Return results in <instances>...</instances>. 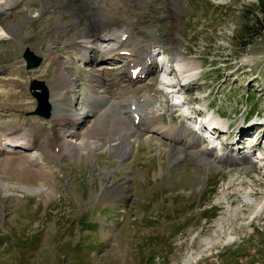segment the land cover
<instances>
[{
  "label": "rangeland",
  "instance_id": "obj_1",
  "mask_svg": "<svg viewBox=\"0 0 264 264\" xmlns=\"http://www.w3.org/2000/svg\"><path fill=\"white\" fill-rule=\"evenodd\" d=\"M119 1L144 33L154 63L155 55L165 61L176 53L181 68H192L198 76L173 91L174 86L158 80H175L176 75L159 78L156 62L149 77L141 74L135 80L144 81H131L138 86L137 97H149L150 105H133L159 109L164 123L174 110L195 112L205 106L206 120L223 127L221 135H212L223 146L220 152L248 159L249 164L203 169L189 152L173 159V143L147 129L137 130L126 155L112 151L103 139L101 148L92 139H81V158L66 154L53 161L43 143L64 134L66 119L86 112L93 96L105 98L102 110L117 106L118 114L132 121L133 106L111 98L106 84L128 79L123 74L127 62L107 60L106 66L116 63L119 68L102 72L98 59L84 64L71 58L75 55L59 36L56 21L69 24L73 32L84 29L92 17L86 10L92 2L49 0L42 5L41 0H21L0 15V134L20 130L21 125L34 128H27L31 139L32 131H44L36 140L40 150L7 153L14 145L8 147L3 140L0 264H264V0H140L141 6L134 0H112L111 10ZM11 24H17L16 30L6 34L5 26ZM26 49L40 59L36 68H27L22 57ZM97 51L89 56L98 57ZM54 55L56 60L51 59ZM57 61L73 82L68 98L77 104H64L68 116L54 125L53 114L62 108L51 106V118L33 114L38 108L33 91L41 90L30 86L42 82L51 103ZM123 82L127 88L118 85L120 90L136 100L135 89H127L137 87ZM144 83L148 91L141 88ZM165 91L173 92L168 97ZM93 117L77 126L78 132H85ZM187 117L173 121L186 126L188 138H181L205 146L193 131L197 118ZM250 118L256 123L241 130L240 138L236 130ZM9 122L19 125L11 128ZM209 152L220 154L214 148ZM24 156L28 163L22 168Z\"/></svg>",
  "mask_w": 264,
  "mask_h": 264
},
{
  "label": "bare ground",
  "instance_id": "obj_2",
  "mask_svg": "<svg viewBox=\"0 0 264 264\" xmlns=\"http://www.w3.org/2000/svg\"><path fill=\"white\" fill-rule=\"evenodd\" d=\"M41 1H42V5H47L49 3V0H41ZM79 1L81 3L82 0H79ZM85 1L86 0H83V3L92 2L94 6L93 5L89 6L86 9L88 12H90L92 17L90 18L88 25L86 24L87 26H85L84 29H80L79 31L73 32V30L69 27L70 26L69 24L61 22L59 19H57L56 21L55 28L58 29L59 36L64 38L63 42L65 41L66 45L70 46L71 54L77 57L75 58V56H71V58L78 59V61L83 62L84 64L98 59L101 61V63L103 62L101 65H99V61L97 63L98 69L100 71L103 68L102 72H106L108 70L110 71L116 70L119 68L116 63H108V65L106 66L105 63L107 62V60L114 61L116 60V58L119 57L120 59L122 58V61L127 62V67H125L126 69L123 71V74L124 76H127L128 79H126L125 77L119 82H114L111 84L106 83V84H108L107 87L112 89L110 91L111 98L120 97L122 101H127L129 102V105L133 106L131 108L130 113L133 114L131 118H132V121L134 120L132 123L134 127H132L131 125L132 121L127 119V115L123 117L119 115L120 113L118 114L117 112L118 110L116 109L117 106L115 107L114 105H111L109 109L106 108L102 110L100 104L101 102H103L105 98L103 96L102 97L93 96L92 101H90L89 103L90 106L86 112L82 113L85 110L84 109L81 112L80 117L77 116L78 118L76 119H72V118L66 119L65 123H67V126L65 127L66 128L68 127V128H67V131L64 129V134L62 133L61 135H57V137L55 136L56 139H54L53 142L52 140H49V141L46 140L45 144L43 143V145L47 148L46 152L50 154V158H52L53 161H56L57 159L62 158L66 154H70L75 159L81 158L82 154L84 153L83 147L81 148L80 146L81 139L85 143L88 142L90 139H92V141L95 142V144L99 145L98 148H101V146L103 145V143L100 142L103 139L104 143H106L105 145H109L112 151L116 152L118 155H121V156L126 155L132 149L131 147L132 145L130 143L131 138L135 137L137 130L142 131V130L147 129L148 134L151 133V134L162 135L163 138L173 143L172 144V148L174 150V154L172 155V157H174L173 159L179 158L178 156L180 154L189 152L191 155L197 158L199 164L202 166L203 169L205 167H208V168L216 167L221 163L234 165L236 167L240 166L241 164H249L248 159L246 161L242 159L240 156L235 157L233 156V154L229 155V154H225V152L221 153V155L219 154L218 156H211L209 154L210 152L208 148L201 146V145H197L196 143L187 141L186 139L188 138V136L186 135L187 134L186 126H184L183 124H179L181 126L177 127L175 126L176 124L174 125L173 121L177 118V116L179 117V116L185 115L189 117L192 114H195L196 112L193 111V112H190L189 114L187 113L178 114L176 113V110H174L169 123H164L163 113H159L160 112L159 109L155 110L153 107L152 109L149 108L150 106H146V107L143 106L144 108H142L139 105L137 106L133 105V101H135L134 104L138 102L140 103V105H145L146 102L148 105H150L151 103V100L149 97H145L144 99L141 98V96L137 97L136 94L139 92V89H138V86H135V84H137L138 82L145 80V79L138 80L136 83L135 81L137 80L135 79L136 76L141 77L140 76L141 74L143 75L147 74L149 77L153 72L152 68L156 67V61L154 64V62L149 57L148 51L150 49V46L148 45L147 40H145L143 37L144 33L141 32L140 30H137L136 25L134 24V18H130V17H134V16H131V11L127 9V14L130 16L129 17L126 14V12L123 10L125 7L124 5L125 3L121 4V1H119L118 2L119 4H117L118 6L114 5L115 7L114 10H111L113 8H110V5L108 3H111L112 0H101L100 2L99 0H91V2H88V1L85 2ZM134 1H136L137 5L139 6L142 5L140 0H134ZM18 3H21V0H0V15L3 12H5L6 9L8 8L10 9L11 5H16V4L18 5ZM92 8H95V11H99L100 13H102V15L97 16L96 12L93 13L94 11L92 10ZM26 18L31 19L33 17L26 16ZM16 26L17 24L6 25L5 26L6 34L8 33L12 34L13 30H16ZM51 46L52 44L50 43L49 49L46 48L47 49L46 53L50 54L52 52ZM94 49L98 50L97 51L98 57L89 56L90 54H92V51ZM89 52L91 53L89 54ZM174 56H176L175 66L178 71H175L172 68H168L169 72L165 71L164 73L166 74L174 73V75H176V79L179 78L183 81L189 78L191 79V77L193 76V72H194L192 68L182 69L180 65L182 62H180V59H179L181 55L175 53ZM51 59L56 60L57 59L56 55H54ZM124 65L126 64L124 63ZM121 66L122 65L120 64V67ZM55 72L56 74H55L54 80L50 81V82L53 81L52 95H54V97L51 100V103L48 99V103H50V106H52V109L58 110L62 108V112L59 111L56 114H53L52 122L54 125L55 123L60 124V122L64 120L65 116H68L67 115L68 113L66 114V111L69 109L68 107L64 109L63 105L67 104L73 108V105L76 103L75 100H74L75 103H73L72 98H71L72 100H69L68 98L69 91L73 87V82L70 78H68L66 73H64V70L61 64L59 63V61H57ZM160 75L162 76L161 71L159 73V78H160ZM90 76L94 79L95 74L90 73ZM122 81L125 82V85L132 84L133 86L137 87V88H131L129 86V89H127L129 93L136 92L135 93L137 97L136 100L134 98L131 100L130 95L128 93H127L128 96H126L127 95L126 93H124L125 94L124 96L123 92L120 90V88L123 87L124 85V84H121ZM131 81L135 82V84L131 83ZM158 81L159 82L161 81V83L165 85L166 84L169 85L167 80L163 81V79L161 80L160 78V80ZM118 85H121V87H119ZM90 87L92 89V86ZM126 88L127 87H123V90ZM141 88L142 89L144 88L148 91L149 86H147L144 83L141 85ZM174 88H175L174 90L172 88L171 89L173 91H178L175 86ZM134 89H135V92H133ZM173 91H165V93L169 97ZM58 104L60 105L58 106ZM100 110L101 112L97 113ZM92 116H94L93 117L94 120L91 121V124L87 127L86 131L82 133L78 132V130L76 129L77 126L83 123H88L90 121V117ZM254 123H256L254 119H252L247 124L242 123L237 128L236 134H239V137L241 138L242 134L240 131L246 130V128L251 127L252 125H254ZM10 124H11L10 125L11 128L15 127L14 125L16 126L19 125L16 122H11ZM26 127L29 129H34L28 126ZM3 128H5V126ZM27 128L21 125L20 130H15V131L13 130L11 133L9 131L5 132V130H3L2 134H0V150H1V147H3V145H6V143L3 140L7 141L8 147H11L10 145H14L11 148H8L9 152L7 153H11L13 151L16 152L18 151V149H22L23 151H26V152H30L34 148H37L38 150H40L41 149L40 145L42 144L38 145L36 140H38V137L41 136L39 135V133L43 129H39L40 131L36 130L37 132L32 131V133H34L33 135L34 137L31 139V137L28 136ZM35 134L37 136H35ZM230 134H232V131L228 134V139L231 138ZM185 135L187 136V138H181L182 136H185ZM51 136L52 134L49 135V138H51ZM177 138H178V141H176ZM207 138L211 140V135H208ZM236 141L238 142L239 140L236 139ZM18 146L19 148H15ZM96 149L97 147L95 148V150ZM0 152H4V150ZM43 153L44 152L40 151L41 155L40 154L39 155L41 156L40 157L41 160H43V157H44ZM27 159H28V156L27 157L24 156V160L21 162L22 168H24L25 163H28ZM262 168L264 170V164ZM262 202L264 203V200Z\"/></svg>",
  "mask_w": 264,
  "mask_h": 264
},
{
  "label": "water",
  "instance_id": "obj_3",
  "mask_svg": "<svg viewBox=\"0 0 264 264\" xmlns=\"http://www.w3.org/2000/svg\"><path fill=\"white\" fill-rule=\"evenodd\" d=\"M25 62L27 63V68L35 67L39 65L40 59L38 57H34L32 52L28 49L25 50L24 55H22ZM31 89H39L40 92L33 91V95L36 97V104L38 105V108L35 109L33 114H36L37 116H42L47 118L49 116V112L51 110L50 103H48L47 97H48V90L45 88V86L42 84V82H38L36 84L32 83L30 86Z\"/></svg>",
  "mask_w": 264,
  "mask_h": 264
},
{
  "label": "trees",
  "instance_id": "obj_4",
  "mask_svg": "<svg viewBox=\"0 0 264 264\" xmlns=\"http://www.w3.org/2000/svg\"><path fill=\"white\" fill-rule=\"evenodd\" d=\"M263 11V10H262ZM263 13H264V11H263Z\"/></svg>",
  "mask_w": 264,
  "mask_h": 264
}]
</instances>
